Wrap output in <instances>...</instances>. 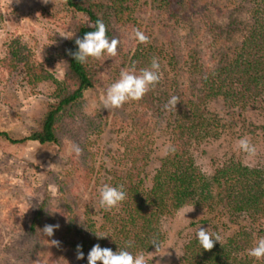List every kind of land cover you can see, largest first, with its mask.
<instances>
[{
    "label": "trees",
    "instance_id": "1",
    "mask_svg": "<svg viewBox=\"0 0 264 264\" xmlns=\"http://www.w3.org/2000/svg\"><path fill=\"white\" fill-rule=\"evenodd\" d=\"M62 1L74 16L73 35L63 42L58 55L63 60L62 79L38 66L30 49L19 38L12 39L4 56L0 57L1 68L9 73L22 69L30 86L43 82L53 86L46 110L29 134L13 139L0 130V139L11 144L35 141L41 145H62L70 140L71 145L81 148L79 156L72 153L71 163L89 185L96 176V156L90 138L102 133L106 120L99 112H87L85 92L101 81L104 63L115 64L120 75L122 69L133 65L137 71L149 67L156 57L159 63L166 59L174 73L168 79V88L159 97L154 94L160 81L143 97L148 103L146 109L155 113L157 121L166 122L168 146L153 175L147 179L143 170L147 164V141L140 133L129 134L123 148H118L111 156L114 164L107 168L111 175L108 184L123 185L128 194L126 200L110 211L100 208L99 220L89 211L85 212V218L72 216L70 207L63 211L64 227L56 248L63 246L64 255L69 254L80 264H87V254L97 243L116 251L124 241L131 239L135 244L129 251L147 254L155 249L154 245H148L153 237L165 239L160 226L162 218L172 216L183 206L194 205L222 225L233 223L238 227L224 241L216 242L211 250L202 249L196 237L191 238L176 264H264V260L247 254L257 240L264 237V168L231 159L207 174L195 156L199 146L216 139L226 127L224 118L212 109L211 103L220 102L228 110L264 104V0H232L237 3V10L244 12V19L238 24L242 27L232 21L234 25L232 22L226 27L216 24V28L230 36L232 31L242 30L243 35L233 47L220 50L218 58L212 56L207 60L194 50L189 55L190 60L181 61L174 47L170 46L167 52L162 45H152L154 38L149 39L147 48L139 43L131 54L125 53L123 44L119 43L116 56L89 59L84 65L75 61L72 53L77 50L76 38L94 30L88 24L102 20L109 38L119 40L120 28L140 29L142 23L136 13L144 9L147 1ZM197 1L150 0L158 12L165 10L169 15H183L186 19L191 17L190 12H199L194 9ZM201 1L206 8L208 0ZM173 96L179 98L176 106L166 107ZM45 204L38 207L22 242L11 248L12 258L18 264H33L49 238L43 234V228L52 220L44 210ZM94 231H110L114 240L110 236L98 239ZM77 245L82 246L84 259H77ZM53 262L54 259L50 264Z\"/></svg>",
    "mask_w": 264,
    "mask_h": 264
},
{
    "label": "rangeland",
    "instance_id": "2",
    "mask_svg": "<svg viewBox=\"0 0 264 264\" xmlns=\"http://www.w3.org/2000/svg\"><path fill=\"white\" fill-rule=\"evenodd\" d=\"M146 1L144 9L136 13L142 23L139 30L152 33L148 35L151 41L156 38L152 45H162L167 52H170V46L174 47L181 61L183 58L190 60L189 55L194 50L205 55L207 60H211L212 56L218 58L220 50L233 47L243 35V31L237 28L242 27L238 24L244 19V12L237 10V3L232 0H208L206 8L198 0L194 9L199 12H190L191 19L183 15H169V11L165 10L158 12L150 0ZM73 18V13L63 5L62 0H48L47 3L43 0H0V57L4 56L8 43L19 38L30 49L38 66L62 79L64 66L58 55L67 36L73 35ZM232 21L238 26L231 36L216 28V24L226 27ZM136 29H119V41L125 53H133L139 44L134 38ZM142 45L147 48L150 42ZM160 64L161 78L154 97H159L168 88V79L174 73L166 59ZM115 66L104 63L101 81L85 92L87 112H99L106 120L102 133L90 138L96 156L97 179L94 176L89 185L71 163L70 140H65L62 145H41L35 141L11 144L0 139V264H18L12 258L11 248L22 242L32 217L44 202V210L52 218L48 225L58 224L59 228L48 238L33 264H50L52 259L53 264H80L68 253L64 255L63 246L56 248L51 241L58 242L64 227L62 212L69 207L71 215L76 218H85V212L89 211L94 219H100L99 189L108 184L111 175L107 168L114 164L111 156L117 153L118 148H123L129 134L140 133L147 141V164L143 169L147 179L159 166L168 146L166 122H158L155 113L146 109V100L129 101L121 108L111 110L100 105V97L107 87L119 79ZM52 91L53 86L49 82L30 86L22 69L9 73L0 67V130L13 139L28 135L44 114ZM211 106L224 118L226 127L220 136L203 143L195 151L201 168L210 174L215 166L231 159L241 160L251 167L264 168V104L235 110L226 109L220 102H213ZM242 138L255 146V155H248L239 149L238 142ZM160 226L164 241L172 247L167 254L154 256L151 264H176L184 245L196 237L200 228L218 233L224 241L238 227L233 223L222 225L194 205L183 206L172 216L163 217Z\"/></svg>",
    "mask_w": 264,
    "mask_h": 264
},
{
    "label": "clouds",
    "instance_id": "3",
    "mask_svg": "<svg viewBox=\"0 0 264 264\" xmlns=\"http://www.w3.org/2000/svg\"><path fill=\"white\" fill-rule=\"evenodd\" d=\"M47 3L48 0H43ZM94 28L92 31L84 33L83 37H77L75 44L77 50L72 53L75 61L84 65L89 62V59L100 60L102 57H114L117 55V46L120 41L116 38H109L107 35V27L102 20H97L95 24H88ZM66 36V35H64ZM69 37V36H67ZM70 38V37H69ZM135 40L140 44H147L149 37L139 29L134 32ZM160 63L158 58L153 57L149 67L142 68L139 71L135 66L127 69H122L119 79L111 83L104 95L100 97V105L108 110L119 109L129 101H139L144 95L154 88L160 80ZM179 98L171 97L167 106L175 107ZM239 149L248 155H255L256 148L251 142L242 138L238 142ZM174 150V149H173ZM70 153L79 156L81 148L77 144H72ZM127 192L123 185L104 184L99 189V205L105 211L118 208L127 198ZM190 211V210H189ZM188 211V212H189ZM186 213L184 215L186 216ZM59 228V225H45L43 234L51 237L54 230ZM95 232V231H94ZM98 239L111 237L110 231L95 232ZM196 240L204 250H211L216 242H221V237L218 233L208 232L205 228H200L196 234ZM114 240V239H113ZM52 244H57L56 240L51 241ZM134 240H126L123 246H119L118 250L113 251L109 247H101L99 243L92 246L87 254V264H151L152 259L156 255L163 256L167 254L170 244L158 237H153L148 245L155 246L154 255H146L144 251L132 252L129 249L134 247ZM172 247V246H171ZM81 245H77V259H84V253ZM248 256L254 257L256 260H264V237L257 240L254 247L248 250Z\"/></svg>",
    "mask_w": 264,
    "mask_h": 264
}]
</instances>
